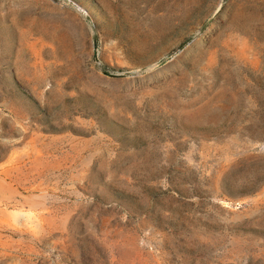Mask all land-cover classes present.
I'll return each instance as SVG.
<instances>
[{"label":"rangeland","instance_id":"rangeland-1","mask_svg":"<svg viewBox=\"0 0 264 264\" xmlns=\"http://www.w3.org/2000/svg\"><path fill=\"white\" fill-rule=\"evenodd\" d=\"M0 264H264V0H0Z\"/></svg>","mask_w":264,"mask_h":264}]
</instances>
